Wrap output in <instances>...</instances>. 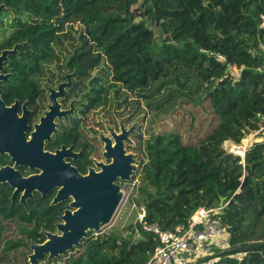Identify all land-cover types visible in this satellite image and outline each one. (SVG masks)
Listing matches in <instances>:
<instances>
[{"label": "trees", "instance_id": "1", "mask_svg": "<svg viewBox=\"0 0 264 264\" xmlns=\"http://www.w3.org/2000/svg\"><path fill=\"white\" fill-rule=\"evenodd\" d=\"M2 3L10 7L6 15L14 12L18 29L9 46L22 43L15 66L26 76L68 41L59 51L74 72L69 93L83 88L86 112L130 107V124L146 121L137 116L138 104H130L131 94L165 115L184 101L207 102L217 124L197 143H184L171 130L148 132L145 139L138 134L143 158L133 178L139 176L145 220L173 230L186 226L197 208L223 200L219 218L229 247L211 264H264V145L253 144L244 160L223 148L263 120L264 0ZM43 208L37 202L27 210L0 197V264H20L19 256L28 264L30 240L42 243L46 237L38 230L52 223L42 218ZM157 244L152 232L133 222L107 234L91 231L65 255L36 264H146Z\"/></svg>", "mask_w": 264, "mask_h": 264}, {"label": "flooded vegetation", "instance_id": "2", "mask_svg": "<svg viewBox=\"0 0 264 264\" xmlns=\"http://www.w3.org/2000/svg\"><path fill=\"white\" fill-rule=\"evenodd\" d=\"M5 9L10 7L0 4V27L9 31L0 40V58L4 50H15L0 60V98L5 107L13 106L15 118H0V170L3 178L0 197L9 203L21 204L27 210L37 202L42 203L44 208L40 214L44 219H51L52 223L48 229L40 226L38 231L44 235V232L60 233L57 225L63 222L65 211L75 209L71 205L75 201L71 193L59 198L67 191L64 183L68 180V168H74L78 174L72 173V181L80 176L90 178L110 171L107 166L114 159L110 147L117 144L114 134H121L122 128L128 130L134 124L128 135L130 141L123 139L122 144L124 155L132 154L135 162L136 155L142 154L136 149L138 134L145 139L148 133L143 132L144 121L126 122L130 107L109 109L98 106L86 112L83 88L69 93L74 72L64 67L66 52L59 51L60 46H57L55 58L43 62L41 67H29L28 76L21 72L15 64L22 57L19 50L22 43L13 42L9 46L18 27L13 24L14 12L6 15ZM26 80L29 85L24 88ZM67 82L60 94L59 85ZM137 116L146 119L143 115ZM44 168L47 171L46 193L34 188L32 197L26 196L25 206L21 203L23 191L16 193L18 187L10 182V175L18 173L23 178L35 177L43 174ZM119 181L116 178L112 183Z\"/></svg>", "mask_w": 264, "mask_h": 264}, {"label": "water", "instance_id": "3", "mask_svg": "<svg viewBox=\"0 0 264 264\" xmlns=\"http://www.w3.org/2000/svg\"><path fill=\"white\" fill-rule=\"evenodd\" d=\"M14 50L15 48L13 50H4L2 52L3 57L0 60L4 57L6 58V53H11ZM67 77L69 79V76ZM68 83L59 85L60 94L63 92V86L68 85ZM54 105L56 106L55 102ZM12 107H5L0 98V118H15L14 108ZM134 126L135 124L129 127L128 130L122 128L121 134H114L117 144L113 148L110 147L114 157L113 163L107 166L110 171L107 170L90 178L80 176V178L72 181V173L77 174V172L72 167L68 168V180L67 183H64L67 191L60 195L59 198H64L67 193H71L75 199L71 205L75 209L73 211H65L62 216L63 222L57 225L60 233L44 232L46 239L42 243L31 242L29 245L31 252L28 254V264H36L38 260H42L45 257L47 260L60 258L74 247H78L89 231L97 232L110 224L124 195L120 185L118 183L113 184L112 181L116 178L120 181H129L134 174L133 155H124L122 144L123 139L130 141L128 135L133 131ZM46 175L47 171L45 168L43 174L35 177L23 178L18 173L10 175V182L18 187L16 193L23 191L21 203L26 206V196L32 197L31 191L34 188L42 191L43 194L46 193ZM2 180L0 170V181ZM219 205H223V200H220Z\"/></svg>", "mask_w": 264, "mask_h": 264}, {"label": "built area", "instance_id": "4", "mask_svg": "<svg viewBox=\"0 0 264 264\" xmlns=\"http://www.w3.org/2000/svg\"><path fill=\"white\" fill-rule=\"evenodd\" d=\"M259 28L264 29V13L260 15ZM259 117L263 119L260 126L248 129L239 142L230 139L223 142V148L227 153L244 160L246 151L253 144L264 145V115L261 114ZM244 139L246 142H243ZM137 182L138 179L133 176L129 181H119L123 184ZM221 210L220 205L213 208L201 206L194 211L186 226L178 225L173 230H163L158 223L146 222L145 206L140 203L134 223H138L142 230L152 232L158 240L146 264H211L216 261L218 254L229 247L227 234L219 218ZM107 226L95 234H107L109 232Z\"/></svg>", "mask_w": 264, "mask_h": 264}, {"label": "rangeland", "instance_id": "5", "mask_svg": "<svg viewBox=\"0 0 264 264\" xmlns=\"http://www.w3.org/2000/svg\"><path fill=\"white\" fill-rule=\"evenodd\" d=\"M67 29H69V26ZM8 32L4 27H0V40ZM61 44L58 49L64 50V48H67L68 41L65 39ZM130 97V104H138L140 115L146 117V121L142 127L144 133H159L171 130L180 133L184 143H197L201 137L205 136L217 124V117L213 114L207 102H203L201 105H195L192 102L184 101L177 105V108L172 113L165 115L161 111L148 107L144 101H138L136 94H131ZM147 133L145 134L147 135ZM135 158V162L138 161L136 163L134 162L136 168L143 158V155L138 154ZM136 178L138 182L135 184L118 182L124 195L110 224L107 226L108 228L106 227L107 230L119 229L134 222L137 207L141 203L138 189L139 176L136 175ZM28 253L25 257L27 263ZM19 260L20 264H26L22 256H19Z\"/></svg>", "mask_w": 264, "mask_h": 264}]
</instances>
